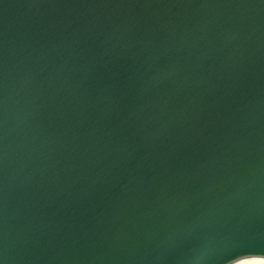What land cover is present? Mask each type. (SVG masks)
Instances as JSON below:
<instances>
[{
	"label": "water",
	"instance_id": "95a60500",
	"mask_svg": "<svg viewBox=\"0 0 264 264\" xmlns=\"http://www.w3.org/2000/svg\"><path fill=\"white\" fill-rule=\"evenodd\" d=\"M264 256V0H0V264Z\"/></svg>",
	"mask_w": 264,
	"mask_h": 264
},
{
	"label": "bare ground",
	"instance_id": "6f19581e",
	"mask_svg": "<svg viewBox=\"0 0 264 264\" xmlns=\"http://www.w3.org/2000/svg\"><path fill=\"white\" fill-rule=\"evenodd\" d=\"M223 264H264V256H238Z\"/></svg>",
	"mask_w": 264,
	"mask_h": 264
}]
</instances>
